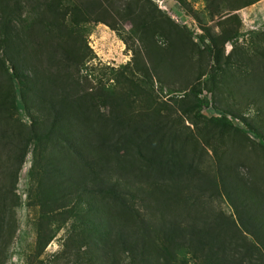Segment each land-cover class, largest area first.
<instances>
[{"label": "trees", "instance_id": "1", "mask_svg": "<svg viewBox=\"0 0 264 264\" xmlns=\"http://www.w3.org/2000/svg\"><path fill=\"white\" fill-rule=\"evenodd\" d=\"M177 1L200 32L162 17L151 0H0V264L15 232V186L30 146L35 184L27 205L37 219L27 264L74 263L90 242L100 243L103 264H264V187L239 172L223 143L228 137L242 146L247 131L233 125L230 110L199 122L198 96L201 77L209 76L213 91L231 72L241 29L235 11L258 0H204L209 18L217 17L208 25ZM91 22L112 30L129 22L136 31L122 36L131 58L110 69L108 85L81 73L92 57L81 25ZM261 37L264 44V31ZM259 53L264 66V47ZM256 81L245 88L253 101L264 100V82ZM154 82L169 101L156 98ZM19 109L27 126L10 120ZM256 146L264 155L260 135ZM208 148L229 160L205 164ZM217 197L233 212L211 205ZM77 216L89 225L70 233L49 263L39 259Z\"/></svg>", "mask_w": 264, "mask_h": 264}, {"label": "rangeland", "instance_id": "2", "mask_svg": "<svg viewBox=\"0 0 264 264\" xmlns=\"http://www.w3.org/2000/svg\"><path fill=\"white\" fill-rule=\"evenodd\" d=\"M186 1L198 13L203 24H213L216 21L217 17L213 20L209 18L204 8V0ZM151 2L161 11L162 17H168L178 26H185L194 33L200 32L197 21L187 13L177 0H151ZM235 12L241 19V29L240 35L234 42L236 43V49L231 56L233 63L231 67L228 66L231 72L227 69V75L222 76L224 80L218 83L221 86L213 91L205 86L206 81L207 86L209 84V76L204 75L201 77V92L198 93V96L204 101V104L200 110L202 118L199 119V122L204 121V118L209 119L220 116L223 111L228 110L236 115L234 121L231 120L230 116L227 118L232 121L235 127L247 131L248 139H244V135H241L239 139L244 140V142H240L242 146H239L235 142L229 141L230 138L224 137V150L226 153H232L233 157L237 159V168L246 179L254 180L255 183H258L263 188L264 155L262 151L257 149L256 143L259 135L264 140V100L262 97H258L256 101H253L251 91L246 90L245 87L253 79H256L259 83L264 82L263 55L259 53L263 51L264 47L263 37H261L264 31V0H258ZM13 22H16V20L14 21L11 18L10 24ZM81 31L83 32V39H85L92 53L91 59L86 62V67L83 68L81 73L87 72L92 79L95 76L102 77L103 82L107 85L111 84L112 80H107V76H111L115 69H120L131 58V50L125 45L122 36L135 38L136 31L129 22H123L122 24L119 22L117 29L114 30L103 23H84L81 25ZM156 39L157 37L155 36L154 40ZM160 41L162 40L158 39L157 43H160ZM230 50L231 44L228 42L225 44V54ZM203 65L207 66V62L204 61ZM110 69H113V71ZM233 78L235 79L233 80ZM257 81L255 83H258ZM153 92L156 93V98L159 100L169 101L170 99V93L167 92L164 86H159L157 82H154ZM240 115L247 119L249 124L257 130V133L248 130L247 126L241 121ZM16 118L19 119L18 122L15 120ZM10 120L26 126L29 124V119L22 109H19L18 113H14ZM184 124L190 128L192 127L187 119L184 120ZM215 140L216 142L218 141L217 139ZM32 152V147L30 146L18 173L15 194L19 197V203L13 211L15 232L8 247L4 264H27V260L30 259L31 252L34 249L37 208L27 205L28 189L33 186V183L35 184L28 174L29 168L34 161ZM218 154H220V151ZM222 156L217 159L208 148L207 154L203 156V161L205 164L213 166L217 162L229 160L227 155V158L224 155ZM210 204L220 208L225 214L233 212L225 198H214ZM88 225L82 219H79L78 216L69 218L56 231L55 236L38 258L47 263L61 251L63 242L70 233H79L83 227ZM82 249L79 251L75 264H103V260H106L100 243L90 242L89 245L84 246V249ZM72 259L75 258L72 257ZM69 263L74 264L72 260Z\"/></svg>", "mask_w": 264, "mask_h": 264}]
</instances>
